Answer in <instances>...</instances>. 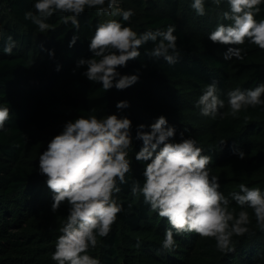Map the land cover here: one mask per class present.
<instances>
[{"label": "trees", "instance_id": "obj_1", "mask_svg": "<svg viewBox=\"0 0 264 264\" xmlns=\"http://www.w3.org/2000/svg\"><path fill=\"white\" fill-rule=\"evenodd\" d=\"M33 3L0 0V26L16 41L8 55L0 40V105L10 109V118L0 130V264H56L51 256L68 214L67 205L51 211V192L46 176L39 173L38 158L64 122L80 115L127 116L133 136L139 124L147 126L164 115L176 129V142L183 133V138H194L203 154L211 157L209 174L219 177L225 196L239 191L240 183L264 190V106L249 107L235 117L213 118L201 115L196 105L213 80L225 100L220 111L226 113L229 91L264 83V50L246 41L238 45L244 49V59L224 60L228 46L207 37L218 23H229L221 15L228 10L226 0L220 4L205 0L203 16L191 8V0H122L121 7L131 8L135 14L131 21L121 22L130 23L138 33L174 24L180 56L172 65L152 57L147 54L153 48L149 41L141 46L139 57L119 68L122 74H138V81L124 90L113 87L106 91L99 82L82 75L86 66L76 68L75 63L92 55L89 39L105 17L95 9L81 13L80 38L69 47L76 30L63 22L62 14L48 19L51 29L45 33L25 20L24 12L34 11ZM260 8L257 20L264 19V5ZM120 100H128L130 107L118 112L116 103ZM221 140H225L223 145ZM141 146L142 141L133 140L132 175L115 194L123 211L108 236L97 238L90 255L98 257L101 264H264V229L257 225L251 209L249 232L232 237L234 251L222 252L214 238L194 232H174L177 246L164 249V230L170 227L166 218L159 217L142 194L131 192L132 179L141 184L144 179L147 162L137 161L134 155ZM234 149L242 150L244 158ZM229 207L238 213L234 201Z\"/></svg>", "mask_w": 264, "mask_h": 264}, {"label": "clouds", "instance_id": "obj_2", "mask_svg": "<svg viewBox=\"0 0 264 264\" xmlns=\"http://www.w3.org/2000/svg\"><path fill=\"white\" fill-rule=\"evenodd\" d=\"M215 3L220 4L221 0ZM226 3L228 10L221 15L229 23H218L207 36L213 43L228 46L223 59H244V49L238 45L246 41L264 50V19L255 18L264 0H226ZM121 4L122 0H34V11L26 10L24 18L37 26L40 33H45L51 29L48 19L62 14L63 22L70 23L76 30L69 40L72 47L80 38L78 17L81 13L95 9L98 15L108 17L97 24L89 39L92 55L79 58L76 68L86 66L82 75L89 81L99 82L105 91L113 87L124 90L135 84L139 76L122 74L119 68L139 57L142 45L153 42L147 54L162 58L169 65L177 62L180 51L177 36L173 34L174 24L166 29L138 33L130 23L121 22L131 21L135 14L133 9H125ZM190 6L197 15L206 14L205 0H191ZM0 40L4 41L3 52L11 55L16 41L11 34H5L2 26ZM48 52L53 55L52 50ZM196 105L203 116L235 117L249 107L264 106V83L229 91V112L226 113L220 111L225 107V100L213 80ZM128 107V100L116 103L118 112ZM9 118V106L0 105V130ZM175 135V127L164 115L147 126L139 124L135 136L131 120L115 113L102 118L95 114L80 115L64 122L62 130L49 140L38 158L39 173L46 176L45 183L51 192V211L55 213L62 204L67 205L68 214L51 256L56 264H101L98 257L89 254V249L96 247L98 237L108 236L118 213L123 211L115 194L121 191L120 185L128 183L126 177L131 174L130 153L134 139L142 141L135 159L147 163L143 168V183L133 178L131 192L142 194L144 202L159 217L166 218L170 227L164 230V249L172 250L177 246L174 232H194L201 237L214 238L222 252L234 251L232 237L249 232L248 209L252 210L257 225L264 229V190L240 183L239 191L225 196L220 190L219 177L209 174L211 157L203 154L194 138H183L180 133L181 139L176 142ZM224 143L225 140L220 141V145ZM233 151L244 158L242 150ZM233 201L239 206L238 213L235 208L230 210Z\"/></svg>", "mask_w": 264, "mask_h": 264}, {"label": "rangeland", "instance_id": "obj_3", "mask_svg": "<svg viewBox=\"0 0 264 264\" xmlns=\"http://www.w3.org/2000/svg\"><path fill=\"white\" fill-rule=\"evenodd\" d=\"M105 17V19H108V17H106V16H104Z\"/></svg>", "mask_w": 264, "mask_h": 264}]
</instances>
